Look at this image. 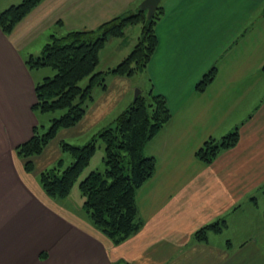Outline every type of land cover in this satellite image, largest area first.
<instances>
[{
	"label": "crops",
	"instance_id": "obj_1",
	"mask_svg": "<svg viewBox=\"0 0 264 264\" xmlns=\"http://www.w3.org/2000/svg\"><path fill=\"white\" fill-rule=\"evenodd\" d=\"M142 1L43 0L11 34L0 29V264H264L262 0L161 1L148 75L171 119L145 146L156 169L136 191L143 225L126 241L115 245L98 230L83 202L50 198L16 152L40 124L35 87L51 75L40 79L46 68L26 59L53 35L96 29ZM18 2L1 0L0 12ZM132 44L124 39L115 50ZM212 68V82L197 89ZM235 130L236 146L211 163L199 159L206 141ZM222 221L221 232L196 238Z\"/></svg>",
	"mask_w": 264,
	"mask_h": 264
},
{
	"label": "trees",
	"instance_id": "obj_2",
	"mask_svg": "<svg viewBox=\"0 0 264 264\" xmlns=\"http://www.w3.org/2000/svg\"><path fill=\"white\" fill-rule=\"evenodd\" d=\"M1 1V0H0ZM43 0H22L0 12V29L7 35ZM146 11L115 17L93 30H76L64 36L53 35L38 57L29 56L26 64L31 69L50 68L53 75L44 77L35 87L36 101L32 109L40 116L62 112L50 118V125L39 124L33 135L17 146V154L23 159L27 172L35 170L34 156L41 155L61 129L74 127L82 121L88 104L93 101L92 92L97 86L105 88L107 73L132 76L145 71L158 45L156 24L162 16L159 6L153 17ZM143 21L141 37L132 52L114 69L97 70L99 53L109 38L124 35L130 24ZM212 68L197 83L203 89L214 79ZM88 78L86 86L81 82ZM146 97L141 93L132 105L118 116L111 125L101 128L88 143L74 146L62 142L63 151L69 154L67 163L59 159L54 168L39 174V182L52 199L70 196L80 175L90 165L97 150L98 140L104 145V171H91L79 183L83 198V210L92 224L115 245L137 233L143 222L138 217L136 191L153 175L156 160L144 154L146 144L171 119V111L164 96L154 92ZM150 99V100H148ZM240 139L235 130L221 140L209 139L198 150L197 156L211 163L223 150L237 145ZM225 222L204 226L196 232L199 241L207 239V233L221 232ZM131 264V263H128Z\"/></svg>",
	"mask_w": 264,
	"mask_h": 264
},
{
	"label": "rangeland",
	"instance_id": "obj_3",
	"mask_svg": "<svg viewBox=\"0 0 264 264\" xmlns=\"http://www.w3.org/2000/svg\"><path fill=\"white\" fill-rule=\"evenodd\" d=\"M17 1H19L17 4L22 2V0ZM262 1V3H264V0ZM5 2L6 1H4V3ZM228 5L229 3H225L224 7L226 8ZM260 7L259 11H263L264 5L261 4ZM139 11L132 12L129 15L137 14ZM145 16L147 17V11L145 12ZM142 26L143 21L141 20L136 24L128 25L122 37L109 38L105 47H103L99 53L100 67H97V70L107 69V71H109L118 66L132 52L138 43L142 33ZM124 39H132L133 44L130 47L132 49L126 52H124L126 49L122 52L116 51L115 48L118 46L119 42ZM148 68L149 65L145 71L135 73L132 76H119L113 73H107L105 88L97 86L93 89L92 96L94 99L88 104L86 114L82 121L74 127L61 129L57 137L51 141L43 153L32 158L35 164V170L29 173H38L39 175L43 171L54 168L59 159H64L68 163L70 156L68 153L63 151L61 146L62 142H67L74 146H82L88 143L101 128L111 125L118 116H120L132 105L135 100L137 90H143L142 94L145 98L149 97V93L153 92V88L150 84L151 80L148 75ZM51 70L52 69L50 68H46L44 70L37 71L35 74L37 77H40V75L43 74L47 75L49 72L53 75ZM87 83L88 78L81 82V86L84 87ZM61 114L62 112L58 111L55 114L42 115L40 116V124H43L48 128L50 125V118L60 116ZM103 156L104 145L101 140H98L97 150L91 159L90 165L85 168L78 181L75 183L68 202L79 203L80 201L82 205L83 198L81 197L79 183L91 171H104L105 164L103 162Z\"/></svg>",
	"mask_w": 264,
	"mask_h": 264
},
{
	"label": "water",
	"instance_id": "obj_4",
	"mask_svg": "<svg viewBox=\"0 0 264 264\" xmlns=\"http://www.w3.org/2000/svg\"><path fill=\"white\" fill-rule=\"evenodd\" d=\"M161 1L162 0H143L139 6V9L141 11H147V16L151 18L157 11ZM139 95H140V90H137L136 95H135V100L137 99Z\"/></svg>",
	"mask_w": 264,
	"mask_h": 264
}]
</instances>
